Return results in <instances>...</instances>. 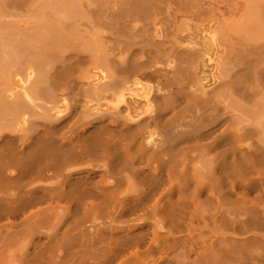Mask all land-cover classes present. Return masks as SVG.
<instances>
[{
  "label": "bare ground",
  "instance_id": "6f19581e",
  "mask_svg": "<svg viewBox=\"0 0 264 264\" xmlns=\"http://www.w3.org/2000/svg\"><path fill=\"white\" fill-rule=\"evenodd\" d=\"M0 264H264V0H0Z\"/></svg>",
  "mask_w": 264,
  "mask_h": 264
},
{
  "label": "rangeland",
  "instance_id": "374dc122",
  "mask_svg": "<svg viewBox=\"0 0 264 264\" xmlns=\"http://www.w3.org/2000/svg\"><path fill=\"white\" fill-rule=\"evenodd\" d=\"M158 56L160 57V54H158ZM162 60V58H160ZM158 68V78L156 81L159 82V87L160 89H164L165 91H169L172 92L174 91L177 87L171 83V82H165V77H164V71L162 70V66H155ZM155 81V83H156ZM188 105H192L193 102H189L187 103ZM180 122H182L183 124H186L188 127L193 126L196 122L195 119H193L192 117H187L185 120H181ZM175 123V121H172V124ZM67 131V129L64 130V132ZM126 142L122 141L120 143L119 149L120 150H125L128 155H138L137 153V149L133 148V149H124L122 148L124 146ZM203 144L205 143H201V142H189L186 143L182 146H180L179 149H174L171 151V153L169 155H151V153H147L146 156L142 157V159L138 160V162L136 163V165L134 166V168L136 169H144L147 172H151L157 169V166H161L162 162L164 163L163 166H165L167 169H173L176 166V163L180 162V161H184L185 160V164L189 165V161L193 158H195L198 154H201L202 152H204V148H202ZM123 167V163L120 164V166H118V168H122ZM127 190H129V184L128 186H124L122 187L119 193L125 192L123 193V195H125L127 192Z\"/></svg>",
  "mask_w": 264,
  "mask_h": 264
}]
</instances>
